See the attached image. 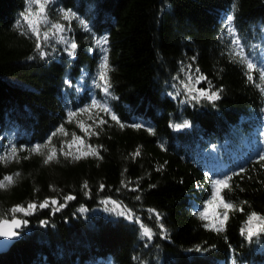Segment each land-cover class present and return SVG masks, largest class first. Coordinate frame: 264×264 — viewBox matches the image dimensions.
<instances>
[{
	"label": "trees",
	"instance_id": "16d2710c",
	"mask_svg": "<svg viewBox=\"0 0 264 264\" xmlns=\"http://www.w3.org/2000/svg\"><path fill=\"white\" fill-rule=\"evenodd\" d=\"M34 6L0 0V157L17 150L16 159L0 160V180L14 178L0 189V219L28 222L0 264H264V234H241L250 213L264 216L257 163L264 152L245 153L264 139V93L257 71L247 79L227 22L234 17L243 56L264 69V0H50L49 23L40 25L43 56L21 17ZM61 10L74 18L62 20ZM56 22L68 43L51 33L44 40ZM105 36L107 45H97ZM105 48L107 94L97 86ZM189 75L204 76L199 89L219 99H191L183 91ZM93 100L124 127L99 109L82 112ZM101 119L106 123L97 126ZM81 121L96 134L86 135ZM184 121L186 128L170 126ZM73 134L99 158L61 154ZM37 145L43 155L31 151ZM52 148L56 159L45 164ZM226 175L232 188L223 195L236 207L215 231L199 213L211 200V180ZM46 200L48 207L29 215L11 212ZM105 201L118 202L126 215L93 213Z\"/></svg>",
	"mask_w": 264,
	"mask_h": 264
},
{
	"label": "snow or ice",
	"instance_id": "6c2138e0",
	"mask_svg": "<svg viewBox=\"0 0 264 264\" xmlns=\"http://www.w3.org/2000/svg\"><path fill=\"white\" fill-rule=\"evenodd\" d=\"M50 2V0H30L31 5H35V10H33L32 7H29L25 13L21 14L23 22L27 25L28 31L34 35L37 38V43H36V49L40 51L41 56L45 55V53L41 50V44H40V37H41V32H40V25L41 24H47L49 23L46 15V6ZM74 18V14L71 13L70 11H64L61 10V19L68 21ZM234 17L229 15L227 16V22H228V33L233 37L231 43L235 45L236 47L240 48V60L239 62L244 65L246 68V75L247 79L251 82L253 80V75L252 73L254 71H257L259 73V79L261 81V84H258L257 87L261 89V92L264 93V69L257 68V66L251 62L250 60L246 59L243 56V48L240 47L241 41L240 39L236 36V30L234 27H232V21ZM19 23V22H18ZM80 23L82 25L85 24L83 20H80ZM65 26L59 22L56 23H51L50 28L43 33V38L45 41L49 39L50 33L54 36L59 37L61 40H64L63 37L60 36L61 33L65 32ZM65 43H68L66 40H64ZM108 43V38L102 37L99 39H96V44L97 45H107ZM77 45L75 42H71L68 44V49H69V54L73 55L75 52ZM104 56L102 59V62L99 66L100 71H99V76L98 79L101 82L98 84V87L102 88V91L105 92L106 94L109 91L110 88V82H109V71L110 66L108 63V56H107V49H104ZM233 55L235 56L236 53L233 52ZM199 70L197 69V72ZM191 77H189V81L191 82ZM206 78L204 76H197L195 83H200V81L205 80ZM185 88L187 89L188 94L190 95L191 99L199 101V99L205 98L209 101H213L216 99H219V94L216 91L208 92L203 89H196L195 87H189L188 85H185ZM191 93H196V95H191ZM91 108H96L99 109V111L104 112L108 114L111 117V120L114 121L116 124H118L121 128L124 127V124L121 123V121L118 119V117L112 113L110 108L107 106L106 103H97L95 100H93L92 105L89 108H84L81 111L82 112H89ZM70 117H74L76 113L72 112L69 113ZM94 123H96L94 121ZM106 123L104 120H99L97 126L103 125ZM82 131L86 133V135H95L96 133L91 130V126L85 127L83 121H81L78 125ZM176 130H179L181 128H186L189 126L188 121H184L183 123L180 124H173L170 125ZM132 127L135 128H140L142 125L140 124H135L132 125ZM59 132H63V128L58 129ZM55 135V133H54ZM84 141L80 138L77 137L75 134L72 136V140L68 142V151H64L63 147L61 148V154H63L65 157H72L74 160H79L81 158H85L87 156H97L98 157V152L96 148L88 145L86 146V150L80 151L79 155H76L72 152L73 145L80 144L83 145ZM16 149L13 148L11 153L4 156L0 157V160H3L7 162L9 159H16ZM32 152L37 153V154H42L41 152V146L37 145L35 146L32 150ZM140 155L139 149L136 150L132 154L133 158L137 157ZM99 158V157H98ZM56 159V149L52 148L45 156H44V163L48 164L49 162H52L53 160ZM264 155H260L259 159L257 160V163L260 164L261 168H264ZM244 170L241 169L240 172L234 173L233 175H241V173ZM17 176L19 173L16 174ZM232 176L226 175L222 179H214L211 180L212 184V193H211V200L205 204V211L200 212L199 215L201 219L208 220V212L207 209L210 206L215 205L216 208H223L224 211L223 213L215 212L214 217H215V222L212 223L211 225H205L206 227H212L215 231H223L224 226L226 224V221L228 219V213L229 210L235 209V205L232 203L228 202L225 199V196L223 195L225 190H231L232 185L230 181L232 180ZM14 183V178L13 176H5L2 180H0V189H5L9 186H11ZM85 188H87V183L84 185ZM103 187V186H101ZM74 197L72 196H67L65 197V200H72ZM52 205H56L57 201L52 200L50 202ZM105 203H111L113 205V208L110 209L112 212H116L118 215L124 216L126 215L125 211L122 210V205L119 204L116 201H105ZM49 206V201H44L40 203L39 205H36L34 203H29L27 207H21V206H16L11 209V212L17 213L21 212L24 213L25 215H29L33 210H35L37 207L39 208H45ZM63 204H60L59 207H63ZM59 207L56 209L57 211L59 210ZM120 210V211H117ZM242 210V209H241ZM81 212L85 211L83 208L80 209ZM153 211V210H150ZM157 219H159V214H156ZM127 218L132 219V214L131 212H127ZM137 222H139L137 220ZM28 222L26 220H20L15 217H13L11 220H6V219H0V237H6V238H15L19 235V232L16 231V229L21 228L22 225H26ZM247 227L245 229H242L241 234L245 236L246 239L251 240L253 237L259 236L261 234H264V216L259 215L255 212H252L248 215L247 221H246ZM141 235L148 237L151 239L152 233L151 230L143 225H141Z\"/></svg>",
	"mask_w": 264,
	"mask_h": 264
},
{
	"label": "rangeland",
	"instance_id": "374dc122",
	"mask_svg": "<svg viewBox=\"0 0 264 264\" xmlns=\"http://www.w3.org/2000/svg\"><path fill=\"white\" fill-rule=\"evenodd\" d=\"M33 10H35V6L33 7ZM56 40H59V42H62V40L59 38H54ZM189 77H191V82L189 81ZM197 77H194V75H189L186 77L185 79V85H188L189 87H195L196 89H199L198 85L200 83H195V80H196ZM185 85L183 86V91L187 92V89L185 88ZM191 95H196V93H191ZM82 150H85V148L83 147V145H80V144H76V145H73V148H72V152L73 153H76V154H80V151ZM193 207L195 209H198L200 207H198V205L196 204H193ZM113 208V205L111 203H105L102 205V207H100L98 210H95L93 213L95 214H101L105 217H110V218H115V217H119L121 215H118L116 212H112L110 211V209ZM117 211H120V210H117ZM205 211V207L202 209V212ZM224 209L223 208H216L215 205L213 206H210L208 207L207 209V212H208V216H209V219L208 221H210L211 223H214L215 222V217H214V213L215 212H219V213H223ZM85 212H83L84 214ZM87 215H89L87 213ZM247 227V225L244 226V229Z\"/></svg>",
	"mask_w": 264,
	"mask_h": 264
},
{
	"label": "water",
	"instance_id": "95a60500",
	"mask_svg": "<svg viewBox=\"0 0 264 264\" xmlns=\"http://www.w3.org/2000/svg\"><path fill=\"white\" fill-rule=\"evenodd\" d=\"M20 229V228H19ZM19 229H16L18 231ZM17 240V237L15 238H6V237H0V254L5 253L9 250L10 246Z\"/></svg>",
	"mask_w": 264,
	"mask_h": 264
},
{
	"label": "bare ground",
	"instance_id": "6f19581e",
	"mask_svg": "<svg viewBox=\"0 0 264 264\" xmlns=\"http://www.w3.org/2000/svg\"><path fill=\"white\" fill-rule=\"evenodd\" d=\"M255 152H264V141H262V144L260 142H255L248 150L245 151L249 157Z\"/></svg>",
	"mask_w": 264,
	"mask_h": 264
}]
</instances>
